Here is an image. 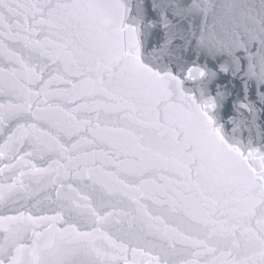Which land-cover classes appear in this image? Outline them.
I'll return each instance as SVG.
<instances>
[{"label": "snow or ice", "instance_id": "6c2138e0", "mask_svg": "<svg viewBox=\"0 0 264 264\" xmlns=\"http://www.w3.org/2000/svg\"><path fill=\"white\" fill-rule=\"evenodd\" d=\"M262 118L264 0H0V264H264Z\"/></svg>", "mask_w": 264, "mask_h": 264}, {"label": "water", "instance_id": "95a60500", "mask_svg": "<svg viewBox=\"0 0 264 264\" xmlns=\"http://www.w3.org/2000/svg\"><path fill=\"white\" fill-rule=\"evenodd\" d=\"M217 4H224L226 2H229V0H215ZM255 2L258 4L259 0H255ZM202 22V21H201ZM213 23V19L211 16L208 18V25L211 27ZM195 59V56L193 57ZM206 60L202 56L199 60L200 64L205 63ZM220 84L218 87H224L227 86L229 90L232 92L233 95V102L228 103L226 106L218 109V118L220 119V122L225 125L226 132L229 134L232 130V124L231 121L233 119H241L240 113H238L234 107L235 103V96L237 93H242L243 86L238 81L234 80L230 75L227 77H224L223 74L220 76ZM251 98L253 100H256L258 98L257 93L255 92V89L253 88L251 91ZM259 115V112L257 113ZM264 125V118L257 121V125L253 126L251 131L247 127L244 128L243 132H238V138L242 137L245 144L248 143L249 139H251L254 142V146H259L261 143V131L264 130L260 126ZM35 212V210H33ZM36 214H53L52 212L48 211L47 209H41L39 213Z\"/></svg>", "mask_w": 264, "mask_h": 264}]
</instances>
